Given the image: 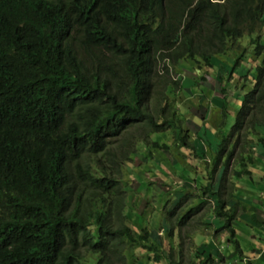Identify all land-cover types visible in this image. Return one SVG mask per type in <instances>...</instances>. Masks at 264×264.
Here are the masks:
<instances>
[{"label":"trees","instance_id":"16d2710c","mask_svg":"<svg viewBox=\"0 0 264 264\" xmlns=\"http://www.w3.org/2000/svg\"><path fill=\"white\" fill-rule=\"evenodd\" d=\"M202 69L216 71L221 103L214 106L223 116L231 78L248 89L229 132L225 119L213 133L202 126L211 140L223 139L202 186L220 227L199 224L226 232L237 259L239 205L228 207L233 194L223 196L232 159L238 179L264 165L257 155L264 149V0H0V264H134L133 248L147 250L154 264L174 258L157 235L122 216L121 169L144 161L139 145L151 158L166 155L171 146L151 140L158 132L172 130L179 147L196 152L183 138L185 115L165 94L194 97L193 86L173 75L187 70L201 84ZM225 137H234L227 152ZM204 252H195L198 262L190 254L189 264L226 262Z\"/></svg>","mask_w":264,"mask_h":264},{"label":"rangeland","instance_id":"374dc122","mask_svg":"<svg viewBox=\"0 0 264 264\" xmlns=\"http://www.w3.org/2000/svg\"><path fill=\"white\" fill-rule=\"evenodd\" d=\"M234 55L236 56V53ZM180 65L190 71L197 69L196 66L195 69L191 70V66L185 62L180 63ZM248 65L253 66L254 63ZM204 72L202 69L198 74ZM205 73L206 81L204 83L201 82V84L196 77L198 75L193 76L187 70L181 71L177 76L173 75V79H176V77L181 79L180 83L185 89L193 86L194 97L191 94H187L188 91L178 96L169 93L165 94L166 101L169 103L173 100L176 101L178 109L182 112L181 114L185 115L187 121L182 126L184 130H187V133L183 135V138L186 141L188 140V142L192 140V144H195L196 152L189 150L185 146L179 147L180 143L175 142L172 130L158 132L150 136L151 140L158 141L160 144H167V146L170 145V151L165 152L166 155L157 153V156H155L152 154L153 158H151L148 152L145 151V147L139 145V152L140 155H143L144 161L140 157H136L132 163L126 162L121 169V179L125 183L123 188L126 191L124 192L126 200L121 211L122 216L127 217L131 221L128 223L130 226H132L130 223H133V225L139 223L140 225L142 224L141 226L146 227L147 231L157 235L158 239L165 242V244H160L166 251L170 252V248L174 247V252L172 253L174 258H170L167 261L162 258L159 264H176V262L180 263L181 261L183 264H187L190 254L192 255V260L198 262L199 258L196 257L195 252L200 251L201 247H204V251L207 250V252H204L205 255H211L212 253L215 255H226L230 249L227 247L225 251L216 250V246L219 243L214 242L213 236H219L221 233L216 232L214 234L212 231L215 230V226H220L216 223L217 219L212 215L214 213L212 202L203 197L202 189V186L211 182L210 176L215 169L213 157L217 151V144L223 138L218 134L211 140L210 135L204 133L206 131L202 126L207 127L209 133H213L214 130L216 131L218 121L225 119L224 129L229 132L236 122L237 112L242 107L243 95L248 92L247 88H249V85H246L247 90L242 92L239 89L242 82L231 78L230 89L232 92L227 95L226 116H223L221 111L214 106L215 103H218L219 106L221 103L218 84L214 80L216 71L209 70ZM203 89H205V93ZM149 105L151 113L156 119L159 115L157 107L160 105L156 103ZM162 107L163 105L161 104V109ZM156 108L157 110L155 111ZM165 110V115L170 113L166 108ZM197 132L200 137L204 138V141L196 137ZM260 133H263V130ZM233 138L225 137L226 143H228L226 152L234 147L231 143ZM200 143L203 147H200ZM172 147L178 153H182L184 158H181V154L175 155L172 152ZM201 149L206 154L203 159L198 155L200 154L198 150ZM257 155H262L264 160V149H260ZM234 156H237V154L234 153L232 157ZM235 159L230 161L227 169L225 185L228 194L224 195L223 198L229 199V195L233 194V198L229 199L228 207L236 202L238 205L240 203V206L244 208H237L236 219L233 223L235 224L234 227L242 250L246 254L250 253L252 246H257L261 242V240L257 239V236L260 232L259 226H264V165L261 161L260 165L257 164L256 169L252 168L253 171H256L251 178L238 179L233 174L237 169ZM218 170H216V173ZM213 183L216 186L215 178ZM126 184L129 187L128 193ZM177 196L180 197V200L176 206H172L171 204L177 201ZM201 200L206 201V204L199 209L198 205ZM248 207L255 209H252L253 212H251ZM191 209H194L193 213L188 214ZM253 215L260 219L261 223L259 225L253 220ZM201 222L214 224L215 226L211 225V227L206 229L203 224H199ZM261 231L264 233V229ZM219 241L221 242L222 238H219ZM221 244V247H224V244ZM146 252L148 251L140 252V250L137 251L136 248H133L130 250L129 255L137 258L134 264H154L144 258ZM181 252L184 256L182 260Z\"/></svg>","mask_w":264,"mask_h":264},{"label":"crops","instance_id":"0c3cea01","mask_svg":"<svg viewBox=\"0 0 264 264\" xmlns=\"http://www.w3.org/2000/svg\"><path fill=\"white\" fill-rule=\"evenodd\" d=\"M249 169H252V168H249ZM239 208L244 209L242 206H240V203H239ZM252 209H255V208H249L248 207V210L251 211V212H253ZM256 218L260 222V219L257 216H256ZM259 228H260V232L258 233L257 239L258 240H261V242L257 246H252V248L250 250V253H246V254L242 250L241 243L238 240V234H237L236 229H235V232L237 234V238L236 239L238 240L239 245H240V248L237 250V251H239V252H237V254L241 253V257H239L237 259H235L234 256H233V254H234L233 253L234 248L232 247V245L230 243H227V234H226V232H221V234H219V236H215L214 235L213 236L214 242L219 243V245L216 246V250L217 251H225L227 247L230 248L229 251H228V253L226 255H222L221 254V256H224L225 257V260H226V262H224L223 264H234V263H238V262H240L238 259H241L242 260L241 263H239V264H244V261L243 260H245V262L246 261H248V262L251 261V262H249L251 264H264V246H262V244H264V233L261 231L262 229H264V226L263 225L262 226H259ZM215 230H217L216 227H215ZM212 232L214 234H216L214 230ZM219 238H222V241L221 242L219 241ZM162 243L165 244L164 241ZM221 243L224 244V247H221V245H222ZM170 250H172V249L170 248ZM212 254H213V257L215 259L216 255L214 253H212ZM147 255H149V254H146V256ZM216 261L217 260L215 259V264H216ZM189 262L190 261H188L187 264H189ZM157 264H159V263H157Z\"/></svg>","mask_w":264,"mask_h":264},{"label":"clouds","instance_id":"9594fccd","mask_svg":"<svg viewBox=\"0 0 264 264\" xmlns=\"http://www.w3.org/2000/svg\"><path fill=\"white\" fill-rule=\"evenodd\" d=\"M141 126H144V125H141ZM186 133H187V131L184 133V135H186ZM199 151V153H200V150H198ZM176 222H177V220H176ZM137 224H139V223H137ZM137 224H134V225H136L137 227H138V225ZM133 225V226H134ZM133 228V230H136L134 227H132ZM157 239V241L159 242V243H162L163 242V240H160V239H158V238H156ZM163 249V248H162ZM171 249H172V253L174 252V247H171ZM165 250V249H164ZM171 252V251H170ZM146 254H149V255H151L150 253H148V252H146ZM146 254H145V256H146ZM150 258H152V257H150ZM150 261H153V259H149ZM149 261V262H150ZM152 263V262H151Z\"/></svg>","mask_w":264,"mask_h":264}]
</instances>
